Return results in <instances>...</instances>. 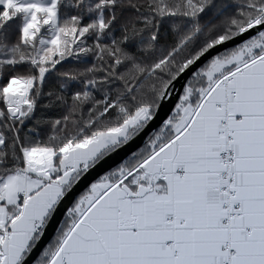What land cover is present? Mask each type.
<instances>
[{
  "label": "snow or ice",
  "instance_id": "6c2138e0",
  "mask_svg": "<svg viewBox=\"0 0 264 264\" xmlns=\"http://www.w3.org/2000/svg\"><path fill=\"white\" fill-rule=\"evenodd\" d=\"M0 264H264V0H0Z\"/></svg>",
  "mask_w": 264,
  "mask_h": 264
}]
</instances>
